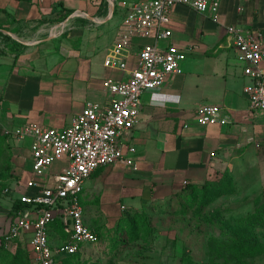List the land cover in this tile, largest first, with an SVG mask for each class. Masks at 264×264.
I'll list each match as a JSON object with an SVG mask.
<instances>
[{"label":"crops","instance_id":"0c3cea01","mask_svg":"<svg viewBox=\"0 0 264 264\" xmlns=\"http://www.w3.org/2000/svg\"><path fill=\"white\" fill-rule=\"evenodd\" d=\"M54 1H58L56 8L51 6ZM217 2V23L211 9L200 13L181 4L172 8V36L161 46L172 43L185 49L184 72L171 76L161 88L142 94L140 116L130 134L137 170L117 163L98 168L85 181L80 204L86 224L95 232L89 214L110 221L125 210L164 202L184 190L185 183L205 184L224 156L264 139V111L250 109L244 88L251 80L244 75V66L237 60L233 39L227 33L229 26L264 33V0ZM107 5L106 14L84 0H0L3 128L14 130L36 122L64 129L87 102L106 104L110 100L104 81L126 75L106 68L104 60L126 10L112 12L110 2ZM67 12L70 15L62 20L61 15ZM56 18L59 22L43 36L46 21ZM146 42L135 39L129 69L136 67V53ZM204 105L220 106L228 123L200 126L195 115ZM16 144L17 177L13 179L24 183L31 178L30 139ZM62 163L65 167L66 162ZM14 198L5 195L0 202V264H9L3 258L12 250L14 255L23 252L25 264H37L29 235L15 241L10 249L3 245ZM52 228L64 237L63 224V232ZM65 240L55 243L50 236L53 246Z\"/></svg>","mask_w":264,"mask_h":264},{"label":"built area","instance_id":"2783aa9c","mask_svg":"<svg viewBox=\"0 0 264 264\" xmlns=\"http://www.w3.org/2000/svg\"><path fill=\"white\" fill-rule=\"evenodd\" d=\"M176 4L200 13L211 9L213 21L218 22L217 0L124 1L121 5L126 14L104 66L124 72L126 77L104 81L110 100L106 104L87 102L72 124L64 129L29 122L10 132L16 142L30 139L32 165L30 179L24 183L9 180L3 189V195H14V201L24 206L11 216L2 240L6 248L29 235L37 264H59L62 257L81 254L84 248L98 243L97 233L85 222L80 195L85 181L98 168L120 163L129 170H137L136 148L130 134L140 116L142 94L161 88L171 76L184 72L185 49L172 43L161 46L172 36L171 11ZM227 33L233 39L237 60L244 66V75L251 80L244 88L250 109L264 111V67L261 66L264 33L234 26H229ZM135 39L147 42L136 53V67L129 69L128 59L136 45ZM195 119L200 126L228 123L218 105L200 107ZM57 161H65L66 166L59 173L51 174L49 170ZM55 220H60L67 232V239L58 246L51 244L49 234Z\"/></svg>","mask_w":264,"mask_h":264},{"label":"rangeland","instance_id":"374dc122","mask_svg":"<svg viewBox=\"0 0 264 264\" xmlns=\"http://www.w3.org/2000/svg\"><path fill=\"white\" fill-rule=\"evenodd\" d=\"M124 1L130 2L114 0L115 12H122ZM54 2L51 6L58 7ZM84 2L108 13L109 0ZM57 19L46 21L43 36L49 35ZM11 130L0 125V134L6 135L0 149L2 178L17 172V144ZM62 168V161H57L50 171L59 173ZM205 183L187 191L185 185L164 202L125 210L110 221L89 214L98 243L84 248L79 258H62L60 264H264V139L224 156ZM4 196L0 191V202ZM128 218H134L136 233L130 231ZM64 231V237L54 228L49 234L59 243L67 239ZM24 260L23 252L14 255L13 250L3 258L9 264H25Z\"/></svg>","mask_w":264,"mask_h":264},{"label":"trees","instance_id":"16d2710c","mask_svg":"<svg viewBox=\"0 0 264 264\" xmlns=\"http://www.w3.org/2000/svg\"><path fill=\"white\" fill-rule=\"evenodd\" d=\"M5 138H6V135L5 134H0V149H1L2 145H3V142H4ZM16 177L17 176L13 175L12 173L11 174H8L7 177L5 176V178H2L0 176V179L2 180V183L0 184V188H1L0 191H1L2 194H3V189L6 187V184H7L6 182L9 181V180H12L13 178H16ZM205 184H203V185L205 186ZM197 188H198L197 185H189V186L186 187V190L185 189L184 190L185 191H187L188 189L194 190V189H197ZM22 208H24V206L22 204H20L18 201H14L13 206H12V211H11V214L10 215L11 216H15L16 212L18 210L22 209ZM128 211H131V210H128ZM127 220H130V222H131V224H130L131 225L130 231L133 232V233H136L137 230H139V229L137 228V226H136V224L134 222V218H128ZM52 226L57 227L60 232L61 231L63 232L62 223L60 221L55 220L53 222ZM135 237H137V236H135ZM0 248L2 249L3 246H1ZM80 255L81 254H75V255H71V256H65V257H62V258H66L68 260H74L75 258H79ZM62 258L60 259L59 264L62 261Z\"/></svg>","mask_w":264,"mask_h":264},{"label":"water","instance_id":"95a60500","mask_svg":"<svg viewBox=\"0 0 264 264\" xmlns=\"http://www.w3.org/2000/svg\"><path fill=\"white\" fill-rule=\"evenodd\" d=\"M110 4H111V10L113 12L114 11V2L112 0H110Z\"/></svg>","mask_w":264,"mask_h":264}]
</instances>
